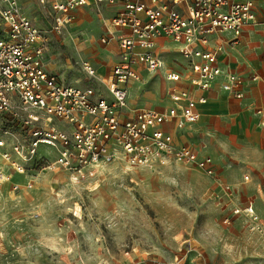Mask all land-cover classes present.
Wrapping results in <instances>:
<instances>
[{
	"label": "built area",
	"instance_id": "2783aa9c",
	"mask_svg": "<svg viewBox=\"0 0 264 264\" xmlns=\"http://www.w3.org/2000/svg\"><path fill=\"white\" fill-rule=\"evenodd\" d=\"M48 8L52 30L61 31L71 23L74 11L84 6H118L101 40H117L120 59L108 76H101L91 61H83L87 77L101 87H81L65 82L46 66L48 37L25 12L20 0H0V155L11 160L13 153L27 158L24 143L18 140L11 150L6 133L20 128L22 138L30 137L32 152L39 145L53 147L57 156L47 164L49 170L67 172L73 183L93 179L103 165L123 161L129 167H155L172 162L192 165L216 177L211 156H200L188 143L177 144L167 128L182 129L200 118L198 104L206 96L195 97L188 87L176 83L186 80L193 88L207 90L222 74L218 55L223 50V33L236 42L249 24L264 22V0H32ZM259 14L262 15L260 19ZM115 28L118 30L116 31ZM173 40L188 69H167V88L175 105L163 111L154 107H130L131 80L139 79L138 66L149 71L164 69L157 51V39ZM218 39L211 46L212 41ZM224 90L240 98L246 80L227 72ZM258 76L254 75L253 79ZM107 91L110 96H105ZM262 110L259 109V112ZM16 164V162H13ZM22 172L24 167L19 165ZM248 176H246L247 178ZM0 170V183L9 179ZM219 186L232 195L229 183ZM244 214L252 230H259L262 219L252 204L232 209ZM228 215L224 222H230Z\"/></svg>",
	"mask_w": 264,
	"mask_h": 264
},
{
	"label": "rangeland",
	"instance_id": "374dc122",
	"mask_svg": "<svg viewBox=\"0 0 264 264\" xmlns=\"http://www.w3.org/2000/svg\"><path fill=\"white\" fill-rule=\"evenodd\" d=\"M20 1L48 37L46 66L67 83L100 87L86 80L83 61H96L100 71L111 61L99 39L106 9L85 6L57 32L48 8ZM155 73H142L133 101L166 105ZM13 132L6 133L4 148L20 140L28 156L0 155V170L10 176L0 183V264H264L263 176L240 185L239 194L253 199L263 222L252 230L244 214L216 206L207 179L192 165L129 167L115 161L76 184L67 172L47 168L57 156L53 147L39 145L32 152L31 138H22L20 128ZM228 215L230 222H224Z\"/></svg>",
	"mask_w": 264,
	"mask_h": 264
},
{
	"label": "crops",
	"instance_id": "0c3cea01",
	"mask_svg": "<svg viewBox=\"0 0 264 264\" xmlns=\"http://www.w3.org/2000/svg\"><path fill=\"white\" fill-rule=\"evenodd\" d=\"M102 6L109 16L105 19L103 33L99 39L110 53L111 61L107 67L101 68V71L96 66V61L93 60L92 64L101 76H108L120 59V49L117 40L112 39L105 43L101 38L109 27L113 28L111 18L118 10V6ZM85 11V6L76 9L72 22ZM259 16L260 19L263 18L261 14ZM115 30L118 31L116 28ZM221 37L225 39L224 48L218 55V64L222 74L217 77L211 87L201 90L193 88L186 80L176 83L180 87H188L195 97L206 96L207 101L198 104L200 118L182 129L174 124L167 128L173 133L177 144L188 143L199 151L200 156L212 157L216 177L208 176L197 167H193L207 179L211 199L217 207L221 205V208H226L230 212L235 207L252 204L257 209L253 199L243 197L239 194V190L240 185L251 182L254 177H264V22L247 25L236 42H232L230 33H223ZM218 41L220 40L212 41L211 46ZM157 51L161 53L165 61L164 69L157 71L155 76L161 81L166 105H141L131 99V92L137 89L142 73L148 70L141 64L138 66L140 78L128 83L130 107H154L166 111L176 104L168 95L167 88L173 83L166 79L165 73L170 68L178 71L187 70V61L184 58L183 62L170 60L169 56L181 54L176 43L168 37L160 36L157 39ZM227 72H235L246 80L243 97L238 98L223 89L222 84L227 79ZM254 75L258 78L253 79ZM85 78L87 81L91 80L87 75ZM97 88L105 89L101 85ZM102 92L105 96H110L107 91ZM259 109L262 111L259 112ZM208 149L215 152V155ZM172 163L178 164L177 162ZM237 168L242 174L240 181H237L240 179ZM218 181L229 183L232 187V195H228L219 186Z\"/></svg>",
	"mask_w": 264,
	"mask_h": 264
}]
</instances>
